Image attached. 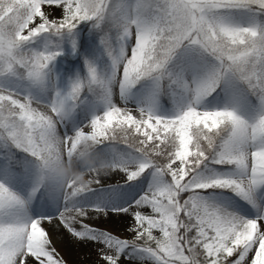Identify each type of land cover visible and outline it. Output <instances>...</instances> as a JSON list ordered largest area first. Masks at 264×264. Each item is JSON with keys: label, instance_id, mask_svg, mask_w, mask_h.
I'll return each mask as SVG.
<instances>
[{"label": "snow or ice", "instance_id": "snow-or-ice-1", "mask_svg": "<svg viewBox=\"0 0 264 264\" xmlns=\"http://www.w3.org/2000/svg\"><path fill=\"white\" fill-rule=\"evenodd\" d=\"M0 264H264V0H0Z\"/></svg>", "mask_w": 264, "mask_h": 264}]
</instances>
